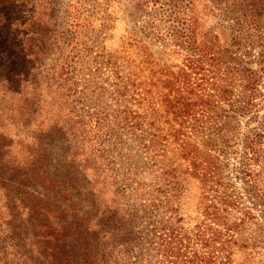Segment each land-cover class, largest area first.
<instances>
[{"label":"trees","instance_id":"1","mask_svg":"<svg viewBox=\"0 0 264 264\" xmlns=\"http://www.w3.org/2000/svg\"><path fill=\"white\" fill-rule=\"evenodd\" d=\"M260 218L264 0H0V264H256Z\"/></svg>","mask_w":264,"mask_h":264},{"label":"rangeland","instance_id":"2","mask_svg":"<svg viewBox=\"0 0 264 264\" xmlns=\"http://www.w3.org/2000/svg\"><path fill=\"white\" fill-rule=\"evenodd\" d=\"M211 23V22H209ZM125 27L126 23L125 20H119L117 23L116 28L113 31V36L111 39L107 41L108 45L111 47H116L120 45L123 36H125ZM129 53L132 56H137L138 50L134 48H128ZM140 60V58H139ZM233 166L231 165L230 168ZM188 175V174H187ZM186 180L184 181V196H185V211L188 212L190 215L195 216V211H193L194 207L196 206L199 200V180L194 177V175H189L183 177ZM251 205V203H247ZM256 213V209H254ZM257 214V213H256ZM261 220L255 219L250 225L246 226L243 231L240 233V237L246 239L252 247H254L253 254L255 256L256 264H264V223ZM242 257V254L239 253Z\"/></svg>","mask_w":264,"mask_h":264}]
</instances>
